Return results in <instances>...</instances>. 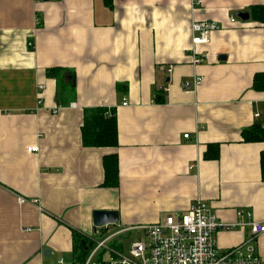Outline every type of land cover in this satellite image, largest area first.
<instances>
[{
    "label": "crops",
    "instance_id": "obj_1",
    "mask_svg": "<svg viewBox=\"0 0 264 264\" xmlns=\"http://www.w3.org/2000/svg\"><path fill=\"white\" fill-rule=\"evenodd\" d=\"M263 2L0 0V264H74L77 235L87 256L110 232L106 246L121 252L125 230L197 200L222 222H241L245 209L264 223V140L243 135L264 130V90L253 85L264 24L237 16ZM197 22L214 25L205 43L193 41ZM56 66L75 74L76 99L64 106L47 75ZM195 76L201 84L185 89ZM93 107L114 111L115 146L83 144ZM110 154L116 186H104ZM95 210H116L118 224L95 232ZM216 238L264 256V233L247 223Z\"/></svg>",
    "mask_w": 264,
    "mask_h": 264
},
{
    "label": "built area",
    "instance_id": "obj_2",
    "mask_svg": "<svg viewBox=\"0 0 264 264\" xmlns=\"http://www.w3.org/2000/svg\"><path fill=\"white\" fill-rule=\"evenodd\" d=\"M192 28L199 32L193 41L205 43L214 25L197 22ZM200 61V57L194 60L196 63ZM201 81L202 77L195 76L192 81L184 83V88L195 89ZM127 104L124 99L123 105ZM185 137L188 138L189 135L186 134ZM36 149L28 148L29 151ZM236 214L241 222H222L205 203L197 200L186 212L169 214L162 223L138 227L137 229L143 232V239L132 244L128 255L106 246L107 238L115 235L110 232L107 238L95 240V246L90 249L85 261L77 264H264V256L257 253L252 245L227 249L218 246L216 237L221 230L235 229L247 223L254 237L264 233V223L253 219L250 211L238 209ZM103 249L110 251V257L104 258L101 255ZM56 264L66 262L61 258Z\"/></svg>",
    "mask_w": 264,
    "mask_h": 264
},
{
    "label": "trees",
    "instance_id": "obj_3",
    "mask_svg": "<svg viewBox=\"0 0 264 264\" xmlns=\"http://www.w3.org/2000/svg\"><path fill=\"white\" fill-rule=\"evenodd\" d=\"M104 2L109 7L113 6V0H104ZM249 12L253 21L264 24V2L252 5L249 8ZM47 75L57 80V93L61 106L67 105L76 99L74 71L56 66L49 68ZM253 85L255 89L264 90V74H257ZM249 130L243 132L245 140H264V130L262 128L255 127ZM82 141L87 147L115 146L117 144V122L114 111L110 112L106 107L85 109L82 125ZM205 156L206 158H216L218 156V149L213 148L210 150L209 148ZM103 166L105 171L104 186H116L119 181L117 156L115 154L104 156ZM261 170L264 180V151L261 154ZM77 236L75 238V241H77L74 249L76 257L74 264L82 263L87 258L85 247L80 243L81 236Z\"/></svg>",
    "mask_w": 264,
    "mask_h": 264
},
{
    "label": "water",
    "instance_id": "obj_4",
    "mask_svg": "<svg viewBox=\"0 0 264 264\" xmlns=\"http://www.w3.org/2000/svg\"><path fill=\"white\" fill-rule=\"evenodd\" d=\"M237 16L241 20H248L250 13L248 11H238ZM119 220V214L116 210H95L93 212V224L95 232L98 229L107 228L110 225H117ZM45 253L48 249H45Z\"/></svg>",
    "mask_w": 264,
    "mask_h": 264
},
{
    "label": "rangeland",
    "instance_id": "obj_5",
    "mask_svg": "<svg viewBox=\"0 0 264 264\" xmlns=\"http://www.w3.org/2000/svg\"><path fill=\"white\" fill-rule=\"evenodd\" d=\"M104 236V235H103ZM103 236H100L99 238H97L96 240H101L103 239ZM143 232L142 230H129V232L126 234V235H122L121 236V245L118 244V243H115L117 246V248H119L121 250V252H123L125 255H128L129 254V250L132 246V244L137 241V240H141L143 239ZM95 246V243L90 247V249H92L93 247ZM113 245L109 246V247H112ZM103 254V257L104 258H108L110 257V251L109 250H104L102 252Z\"/></svg>",
    "mask_w": 264,
    "mask_h": 264
}]
</instances>
